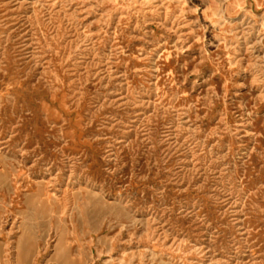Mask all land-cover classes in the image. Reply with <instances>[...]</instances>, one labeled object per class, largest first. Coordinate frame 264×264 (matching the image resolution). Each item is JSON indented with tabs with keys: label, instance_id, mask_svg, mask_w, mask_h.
<instances>
[{
	"label": "rangeland",
	"instance_id": "1",
	"mask_svg": "<svg viewBox=\"0 0 264 264\" xmlns=\"http://www.w3.org/2000/svg\"><path fill=\"white\" fill-rule=\"evenodd\" d=\"M0 264H264V0H0Z\"/></svg>",
	"mask_w": 264,
	"mask_h": 264
}]
</instances>
